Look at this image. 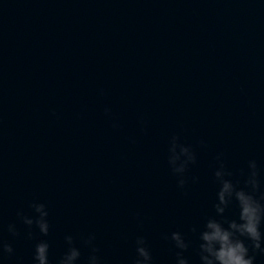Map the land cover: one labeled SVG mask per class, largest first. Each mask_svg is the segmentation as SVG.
<instances>
[{"label": "water", "instance_id": "95a60500", "mask_svg": "<svg viewBox=\"0 0 264 264\" xmlns=\"http://www.w3.org/2000/svg\"><path fill=\"white\" fill-rule=\"evenodd\" d=\"M173 134L195 155L182 187ZM218 154L239 186L255 159L264 188V0H0V264H32L40 239L56 264L65 234L87 264L89 233L100 264H132L137 235L175 264L172 231L201 264ZM33 201L47 234L17 216Z\"/></svg>", "mask_w": 264, "mask_h": 264}, {"label": "clouds", "instance_id": "9594fccd", "mask_svg": "<svg viewBox=\"0 0 264 264\" xmlns=\"http://www.w3.org/2000/svg\"><path fill=\"white\" fill-rule=\"evenodd\" d=\"M105 112L109 109L105 107ZM113 126H116L113 122ZM202 143V141H201ZM195 155L191 145L178 143L173 134L168 145L167 161L170 170L176 175V184L182 187L185 184L184 172L189 162L194 161ZM218 166L213 171L218 187L215 192V201L212 207L216 215H209L203 222L198 233L197 252L201 264H254L255 253H264V188L260 187L258 167L255 159L247 161V172L242 181H233L232 173L224 167V162L217 155ZM243 172V170H242ZM195 179V177L193 178ZM235 204L237 209L234 218L222 215L225 208ZM29 207L36 213L35 217L26 215L17 210V216L25 225L35 223L39 232L47 234L49 223L46 219L48 210L43 202L33 201ZM12 235L17 234L13 223L7 225ZM31 238L32 232L26 233ZM178 251L175 253V264H188L187 257L182 252L188 247V241L180 231H172L169 237ZM66 248L59 255L56 264H77L80 249L73 244V236L65 234L63 237ZM83 243L90 248L87 264H100L97 247L93 243V233L82 237ZM49 243L40 239L33 245L32 264H50L48 257ZM12 245L0 240V258L4 253H11ZM135 256L132 264H152L151 253L145 243L143 235H137L134 241Z\"/></svg>", "mask_w": 264, "mask_h": 264}]
</instances>
